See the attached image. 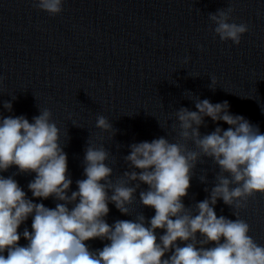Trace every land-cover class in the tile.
Returning a JSON list of instances; mask_svg holds the SVG:
<instances>
[{"label": "clouds", "instance_id": "clouds-1", "mask_svg": "<svg viewBox=\"0 0 264 264\" xmlns=\"http://www.w3.org/2000/svg\"><path fill=\"white\" fill-rule=\"evenodd\" d=\"M65 2L32 0L34 7L50 16L61 14ZM234 11L232 6L218 9L208 19L221 42L239 45L249 25L236 23ZM210 80L209 88L215 90L216 78ZM185 95L196 110L175 111L171 124L175 139L161 136L132 143L123 157L127 170L115 179L107 163L110 151L88 141L85 178L76 181L75 191H71L66 144L61 143V129L51 110L39 108L31 122L23 115L0 112V264H264V245L250 235V224L239 214L250 198L264 194V133L245 117L231 114L228 101L212 103L191 92ZM2 107L12 112L11 101H4ZM206 117L228 127L202 134ZM95 126L112 138L117 132L104 115L97 116ZM206 160L217 169L214 186L204 189L209 193L204 200L186 206L183 199L195 169ZM13 166L18 172L5 177L2 173ZM31 173L35 177L27 187L32 197L53 198L54 208L28 198L14 179ZM199 180L207 183L206 175ZM142 184L147 188L141 189ZM138 190L140 205L155 214L146 218L139 213L135 219L109 224V204L131 216ZM218 200L233 209L234 220L217 215ZM29 217L31 231L25 227L20 232ZM157 230L163 234L158 236ZM22 238L27 241L24 245ZM95 239L108 243L92 249L87 242Z\"/></svg>", "mask_w": 264, "mask_h": 264}, {"label": "water", "instance_id": "water-1", "mask_svg": "<svg viewBox=\"0 0 264 264\" xmlns=\"http://www.w3.org/2000/svg\"><path fill=\"white\" fill-rule=\"evenodd\" d=\"M215 211L218 216L223 215L233 220L236 218L233 209L225 205L222 200H218ZM239 214L250 224V235L258 244L264 245V194L258 193L254 198H250L247 208L239 210Z\"/></svg>", "mask_w": 264, "mask_h": 264}]
</instances>
